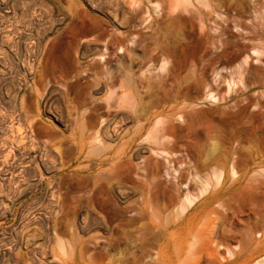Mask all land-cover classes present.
Wrapping results in <instances>:
<instances>
[{"label": "rangeland", "instance_id": "rangeland-1", "mask_svg": "<svg viewBox=\"0 0 264 264\" xmlns=\"http://www.w3.org/2000/svg\"><path fill=\"white\" fill-rule=\"evenodd\" d=\"M174 2L0 0V264L264 255V0Z\"/></svg>", "mask_w": 264, "mask_h": 264}, {"label": "bare ground", "instance_id": "bare-ground-1", "mask_svg": "<svg viewBox=\"0 0 264 264\" xmlns=\"http://www.w3.org/2000/svg\"><path fill=\"white\" fill-rule=\"evenodd\" d=\"M173 2L175 1L176 3L180 4L181 2H189V0H172ZM174 2V3H175ZM175 3V4H176ZM27 15V14H26ZM130 78H127V80L125 81V83H129ZM124 84V82H123ZM122 83L121 85L124 86ZM128 85V84H127ZM121 86V87H122ZM124 88V87H123ZM124 91V90H123ZM133 91V89H132ZM123 93V92H122ZM132 96L136 97L135 92L133 91L131 93ZM130 96V94L128 92H125L121 95V100L124 103H131L133 102V97ZM132 97V98H131ZM136 101V100H135ZM121 102V101H120ZM122 102V103H123ZM135 102H133L134 105ZM132 104V103H131ZM147 202V201H146ZM186 207L185 205L182 206V208ZM178 218V217H177ZM105 220V218H104ZM156 220V219H155ZM107 222V220H105ZM154 222V221H153ZM155 223V222H154ZM106 224V223H105ZM142 224V223H141ZM108 225V224H107ZM147 226V225H146ZM147 231L146 229H148V227H143L140 226L139 228H137L136 230H133L137 232V234H140V232L142 233V230ZM134 229V228H133ZM144 231V232H145ZM135 232V233H136ZM177 232L176 228L172 227V229H168V235L167 237L162 240L161 238H157V244H158V252H157V256L160 259V261H162L165 264H168V261H170L172 259V257L174 256V252H175V244H176V237H175V233ZM134 234V233H133ZM141 236V235H140ZM140 236H139V240H140ZM136 237H138L136 235ZM132 236L131 238V242L135 245H138V239ZM137 243V244H136ZM140 243V241H139ZM42 247V246H41ZM46 248V247H45ZM45 248H33V250L31 251V256H30V261L26 262L25 264H50L49 261V252L45 249ZM230 255H233V252L231 250H229L228 252ZM55 259V258H54ZM53 260V259H51ZM56 260V259H55ZM255 264H264V255L258 257L257 259H255L254 261ZM53 264V263H52Z\"/></svg>", "mask_w": 264, "mask_h": 264}]
</instances>
